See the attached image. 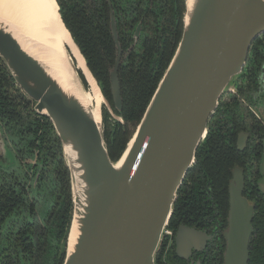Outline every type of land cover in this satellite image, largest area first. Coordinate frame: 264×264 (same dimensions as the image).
<instances>
[{"label":"water","instance_id":"1","mask_svg":"<svg viewBox=\"0 0 264 264\" xmlns=\"http://www.w3.org/2000/svg\"><path fill=\"white\" fill-rule=\"evenodd\" d=\"M110 28L119 52L113 19ZM263 34L264 0H185L177 48L132 138L112 162L102 109L97 122L84 99L87 88L78 74L88 87L84 72L70 57L65 59L74 87L64 86L31 54L20 32L0 18V60L34 112L52 124L69 171L73 207L63 264H155L177 193L194 164L207 123L222 95L234 89L252 43ZM117 66L118 61L109 84L120 111ZM241 144L239 138V150ZM3 151L0 147V156ZM243 191V170L235 167L228 184L224 264H248L254 205ZM201 239V234L179 228L177 254Z\"/></svg>","mask_w":264,"mask_h":264},{"label":"trees","instance_id":"2","mask_svg":"<svg viewBox=\"0 0 264 264\" xmlns=\"http://www.w3.org/2000/svg\"><path fill=\"white\" fill-rule=\"evenodd\" d=\"M110 1L121 48L131 41V32L139 20L143 36L139 53L127 59L131 61L127 67L137 65L129 80L119 76L122 102L119 112L113 107L110 93L109 70L116 51L106 0H56V3L63 24L105 102L123 121V124L110 122L107 108H102L104 140L109 158L115 162L132 138L172 59L181 38L185 0ZM263 63L264 34L252 43L246 73L241 72L237 78L247 75L248 91H256ZM220 99L196 151L194 164L177 193L169 228L205 218L226 223L231 171L243 168L246 160L245 151H236V137L247 128L237 104L221 108ZM0 127L19 164L31 172V179L38 173L32 190L27 172L21 176L14 169L0 170V264H63L73 205L61 144L50 121L34 112L33 104L16 87L1 60ZM34 153L37 163H24ZM243 195L254 205L248 264H264V194L255 181H245ZM162 249L163 241L156 252L155 264Z\"/></svg>","mask_w":264,"mask_h":264},{"label":"flooded vegetation","instance_id":"3","mask_svg":"<svg viewBox=\"0 0 264 264\" xmlns=\"http://www.w3.org/2000/svg\"><path fill=\"white\" fill-rule=\"evenodd\" d=\"M106 2L109 9V17H110L109 28H110L112 19L115 24L114 9L112 7V3L110 0H106ZM141 32H142V25H141V20H139L134 25V29L131 32V36H130L131 41L127 42L123 49L119 44L120 50L118 52L114 43L115 51H116L115 59L112 68L109 70V77H110V72L114 69L116 62L118 61V66H117L118 82H119V76H121L122 78L124 77L125 81L129 80V76H131V71H134L132 69L136 68L137 65L131 64L129 67H127L131 62L130 60L127 59H129L132 54L136 55L137 53H139L138 47L140 45V42L143 40V36H141ZM110 33H111V28H110ZM249 53H250V49H249ZM263 67H264V63L261 66L259 72V77L257 80V88H255L256 91H254V89H252V91H248L249 90L248 78L247 75L246 76L243 75V77H240L236 81L233 91L223 94L220 99L221 108L230 106L233 103L237 104L238 108L240 109V112L243 115V120L247 128V130L238 132L235 142V148L238 153H242L244 151L246 152L245 164L244 167L241 168L243 170L244 185H245V181L246 182L255 181V178L259 175V172L257 170V162L260 153L262 152V139L264 137V74H262ZM243 73L244 74L246 73V63L242 70V74ZM119 88H120V84H119ZM120 97H121V91H120ZM113 107L116 110L114 104ZM121 108H122V102H121ZM107 110L109 112L108 120L110 122L116 120L120 124H123V121L120 117L114 115L110 109L107 108ZM239 138L240 141L242 142L241 144L242 150H239L238 148ZM0 147H3L4 150L0 156V170L11 171L12 169H14L15 172L20 174L21 176L24 175L25 172H27L28 177H30V180L27 179V181L30 182L33 190L37 182L38 173H36L35 177L31 179V172L27 170L25 166H21L19 164V161L16 159L15 156V151L9 145L6 134L1 129V127H0ZM9 154L12 160H9L8 158ZM36 157L37 154L34 153L32 157L31 156L26 157L24 163H28L30 165L36 164L37 163ZM40 167L41 166L39 165L38 170H40ZM228 210H229V204H228ZM227 217H228V212H227ZM227 217L225 220L226 223H224L222 219L205 218L203 221H194L192 224L179 223L174 228L167 227L168 233L164 235L163 249L158 255L157 264H224V253L226 250V241L224 239V232L227 228ZM179 228H186L188 230H193L196 233L202 235L201 241L198 240L197 244L191 247L190 250L189 249L183 250L180 253L181 255L177 254L176 252V237Z\"/></svg>","mask_w":264,"mask_h":264},{"label":"bare ground","instance_id":"4","mask_svg":"<svg viewBox=\"0 0 264 264\" xmlns=\"http://www.w3.org/2000/svg\"><path fill=\"white\" fill-rule=\"evenodd\" d=\"M57 9L55 0H0V18L20 32L28 41L26 47L31 54L43 62L64 86L74 87V76L67 68L65 59L70 57L72 64L84 72L88 82L84 99L99 122L102 95L83 57L62 25Z\"/></svg>","mask_w":264,"mask_h":264},{"label":"rangeland","instance_id":"5","mask_svg":"<svg viewBox=\"0 0 264 264\" xmlns=\"http://www.w3.org/2000/svg\"><path fill=\"white\" fill-rule=\"evenodd\" d=\"M103 107L107 108V105L104 102H103L101 109ZM8 158L9 160H12L10 154ZM257 170L259 172V175L255 178V182H256L258 189L264 194V137L262 139V152L260 153V156L257 162Z\"/></svg>","mask_w":264,"mask_h":264},{"label":"built area","instance_id":"6","mask_svg":"<svg viewBox=\"0 0 264 264\" xmlns=\"http://www.w3.org/2000/svg\"><path fill=\"white\" fill-rule=\"evenodd\" d=\"M231 91H233V90H231ZM231 91H229V92H231ZM166 233H168V231H167ZM166 233H165V234H166Z\"/></svg>","mask_w":264,"mask_h":264}]
</instances>
